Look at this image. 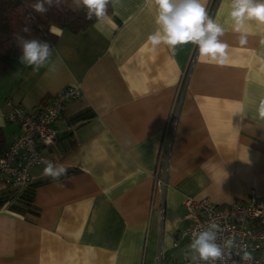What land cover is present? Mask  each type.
Segmentation results:
<instances>
[{
  "label": "crops",
  "instance_id": "1",
  "mask_svg": "<svg viewBox=\"0 0 264 264\" xmlns=\"http://www.w3.org/2000/svg\"><path fill=\"white\" fill-rule=\"evenodd\" d=\"M206 7L225 30L223 65L200 59L195 45L147 44L156 25L146 0H119L75 34L52 27L54 71L10 60L2 149L20 134L5 119L13 107L38 113L73 84L81 96L65 105L46 152L67 177L54 182L40 165L23 189L0 181V264H188L190 241L177 239L186 197L218 207L264 200V23L246 21L241 44L231 0ZM164 172L162 197L153 184Z\"/></svg>",
  "mask_w": 264,
  "mask_h": 264
},
{
  "label": "clouds",
  "instance_id": "2",
  "mask_svg": "<svg viewBox=\"0 0 264 264\" xmlns=\"http://www.w3.org/2000/svg\"><path fill=\"white\" fill-rule=\"evenodd\" d=\"M119 0H74L77 8L86 12V19L95 20L99 23L108 18L107 9L115 7ZM154 10V22L156 28L151 32L146 43L153 49L165 45L175 49L184 45H195L198 48L200 59H207L218 65H223L226 60L227 44L221 41L224 35V28L209 15L206 7V0H146ZM63 0H35L29 7L40 15L46 14L50 8H59ZM230 17L233 30L241 33L240 43L246 42L243 34L245 22L255 21L264 23V0H231ZM23 32H30L29 27H24ZM58 34V29H52ZM16 46L21 55L19 62L25 68H31L33 72H39L41 68L48 67L54 71L50 61L53 55L52 45L48 41L38 38H26L21 35L15 36ZM20 75V73H17ZM241 108L237 113H242ZM257 116L264 120V99H261L257 108ZM43 167V175L59 182L61 177H67L68 169L63 163H54L52 160L43 159L40 161ZM222 231L218 223L210 221L200 230L191 234V240L185 251V258L189 264H227L232 257L233 250L237 248L233 239H225L218 242V233ZM242 253V254H241ZM241 260L251 262L253 255L246 248L240 247L237 252Z\"/></svg>",
  "mask_w": 264,
  "mask_h": 264
},
{
  "label": "built area",
  "instance_id": "3",
  "mask_svg": "<svg viewBox=\"0 0 264 264\" xmlns=\"http://www.w3.org/2000/svg\"><path fill=\"white\" fill-rule=\"evenodd\" d=\"M80 96L78 85H68L38 113L28 114L20 106H15L5 116L7 122H16L20 127V134L0 156V181L6 187L23 189L28 185L30 170L43 165L40 161L47 159V150L56 142L54 123L65 105ZM165 186V172L161 178L155 175L153 189L162 197ZM183 208L187 225L178 231V240L190 241L193 231L215 221L222 229L218 233V242L230 238L238 246L227 264H244L236 255L241 246L253 255V260L246 264H264V200L256 203L254 197H249L244 202L233 201L225 207H218L207 198L186 197ZM157 264H160L159 257Z\"/></svg>",
  "mask_w": 264,
  "mask_h": 264
},
{
  "label": "trees",
  "instance_id": "4",
  "mask_svg": "<svg viewBox=\"0 0 264 264\" xmlns=\"http://www.w3.org/2000/svg\"><path fill=\"white\" fill-rule=\"evenodd\" d=\"M65 1L59 8L52 7L46 14L40 15L29 7L35 0H0V78L9 72L10 60L21 55L15 41L17 34L48 41L53 46L57 36L52 32V27L75 34L96 21L95 18L86 19L83 9L72 10L67 7ZM26 26L30 28L28 33L22 31ZM2 141L0 134V156L7 148L2 149Z\"/></svg>",
  "mask_w": 264,
  "mask_h": 264
}]
</instances>
